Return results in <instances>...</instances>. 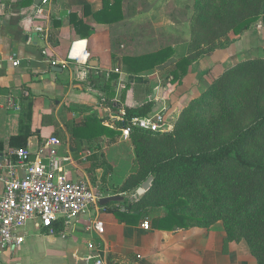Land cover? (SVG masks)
I'll return each instance as SVG.
<instances>
[{
    "label": "crops",
    "instance_id": "0c3cea01",
    "mask_svg": "<svg viewBox=\"0 0 264 264\" xmlns=\"http://www.w3.org/2000/svg\"><path fill=\"white\" fill-rule=\"evenodd\" d=\"M109 2L114 5V0ZM172 2L122 0L118 12L111 17L109 12L104 13V0H49L47 4L43 0H0L1 154L9 156L13 151L10 139L20 133L22 114L31 102L32 136L27 145L31 156L36 158L44 143L57 138L61 144L55 149L68 177L89 178L92 148L99 146L101 155L105 154L111 140L89 133L90 138H84L81 129L87 120L96 117L103 126L110 128L106 124H112L117 130L119 122L113 119L121 110L126 112V108L136 109L151 102L149 114L166 112L175 125L189 102L202 95L225 70L244 60L264 58V23L260 21L241 36L233 37L228 48L194 63L181 81L174 82L172 71L187 51L190 30L186 23L182 40L164 46L165 37L170 41L180 36L179 11L173 10ZM134 7L138 10L133 11ZM39 9H43L42 15ZM120 16L121 21L111 23L110 19ZM72 19L81 24L86 36L77 33ZM39 26L43 32L36 31ZM89 30L94 31L91 36ZM167 47L174 50V55L166 64L134 75L126 71L125 56L156 53ZM84 51L90 54L88 66L68 62L69 57H81ZM10 57L17 59L19 66H13ZM48 59L56 60L58 65H50ZM96 69L107 77L118 76L112 98L118 104L116 110L101 105L103 94L85 84ZM75 128L83 138L74 136ZM3 190L0 183V196ZM104 207L99 203L69 227L55 223L53 234L29 222L20 248L0 244V264H85L87 245L92 240L107 249L109 264H257L245 242L227 241L221 222L208 229L145 230L141 223L130 226L113 213L101 214ZM95 217L105 224L102 236L87 231V224Z\"/></svg>",
    "mask_w": 264,
    "mask_h": 264
},
{
    "label": "trees",
    "instance_id": "16d2710c",
    "mask_svg": "<svg viewBox=\"0 0 264 264\" xmlns=\"http://www.w3.org/2000/svg\"><path fill=\"white\" fill-rule=\"evenodd\" d=\"M104 3V13L115 15L122 0ZM72 21L77 33L86 36L81 24ZM260 21L264 23V0H195L191 38L185 55L175 62L173 81H181L194 63L228 48L233 37ZM93 33L89 30L88 34ZM173 55L174 50L167 47L125 56L123 63L134 75L166 64ZM117 77L96 69L85 82L103 94L101 105L112 110L118 105L112 101ZM28 106L20 133L10 139L12 150L27 149L32 136V103ZM152 106L148 102L140 108H126V119L117 130L103 126L96 117L89 119L82 135L119 139L120 129L130 126L135 117L147 116ZM78 129L74 136L83 138ZM129 141L136 169L116 187V194L136 195L149 178L153 182L142 196L108 204L118 206L111 212L120 222L137 226L148 221L159 231L208 229L221 222L228 242H245L257 264H264V58L244 60L225 70L189 102L173 130L153 133L132 127Z\"/></svg>",
    "mask_w": 264,
    "mask_h": 264
},
{
    "label": "built area",
    "instance_id": "2783aa9c",
    "mask_svg": "<svg viewBox=\"0 0 264 264\" xmlns=\"http://www.w3.org/2000/svg\"><path fill=\"white\" fill-rule=\"evenodd\" d=\"M43 2L47 4L49 0ZM38 14L42 15L43 9H39ZM36 31L43 32L44 29L39 26ZM2 59L0 54V62ZM89 59V52L84 51L81 57H69L68 62L85 67L89 65ZM48 60L50 65H58L56 60ZM9 61L15 67L20 64L14 57H10ZM116 72L119 73L118 70ZM10 103L14 105L13 100ZM125 119L126 112L121 110L119 117L113 120L124 122ZM106 125L116 129L112 124ZM132 127L164 133L173 130L174 123L166 112L135 117L130 126L120 129L123 140H130ZM60 144L57 138L49 139L39 149L34 162L27 149L13 150L10 155L14 158L0 153V183L4 188L0 196V244L4 248L17 249L24 244L26 236L23 231L29 222H35L37 229H46L53 234L55 223L62 222L69 227L79 218L90 214L104 199L105 196L98 193L89 178L68 177L60 166L55 149ZM141 227L145 230L151 228L148 221L143 222ZM86 228L97 236L105 233V224L98 217L90 220ZM87 246L85 264H109L108 252L103 244L92 240Z\"/></svg>",
    "mask_w": 264,
    "mask_h": 264
},
{
    "label": "rangeland",
    "instance_id": "374dc122",
    "mask_svg": "<svg viewBox=\"0 0 264 264\" xmlns=\"http://www.w3.org/2000/svg\"><path fill=\"white\" fill-rule=\"evenodd\" d=\"M144 2L149 5L147 1ZM175 3L176 4H174L173 0V10L176 8L179 11L178 18L180 36L179 39H172L170 41L165 37L164 46H168L173 42L178 40L180 42L182 40V32L186 30V23H189L190 30V20L194 13L195 0H175ZM145 5L143 3L142 7L144 8ZM134 10H138V7H134L133 11ZM188 18H190L189 22H187ZM181 50L182 49L180 48L178 51ZM92 150L94 153L88 157V162H91V174L89 179L97 189L98 193L105 196L104 198L111 196H123L129 200H133V198L136 196L134 193L121 195L116 194V187L119 186L125 180V178L136 169V159L131 142L129 140H123L121 143L119 139L116 138L108 144L105 154L101 155V149L99 146L92 148ZM116 208H118V206L108 205L105 206L104 210H101L100 213L102 214L108 212L111 214V211Z\"/></svg>",
    "mask_w": 264,
    "mask_h": 264
},
{
    "label": "water",
    "instance_id": "95a60500",
    "mask_svg": "<svg viewBox=\"0 0 264 264\" xmlns=\"http://www.w3.org/2000/svg\"><path fill=\"white\" fill-rule=\"evenodd\" d=\"M90 64L96 65V62H90ZM35 156L32 155L31 156V161H35ZM152 182H153V178H149L137 191L136 197L138 196H142L143 194H145L152 186ZM125 198L123 196H111V197H107L104 198L100 201V205L101 206H106L110 203H118V202H122Z\"/></svg>",
    "mask_w": 264,
    "mask_h": 264
}]
</instances>
